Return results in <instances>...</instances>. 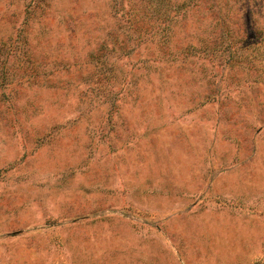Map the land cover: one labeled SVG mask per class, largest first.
<instances>
[{"label":"rangeland","instance_id":"rangeland-1","mask_svg":"<svg viewBox=\"0 0 264 264\" xmlns=\"http://www.w3.org/2000/svg\"><path fill=\"white\" fill-rule=\"evenodd\" d=\"M0 264H264V0H0Z\"/></svg>","mask_w":264,"mask_h":264}]
</instances>
